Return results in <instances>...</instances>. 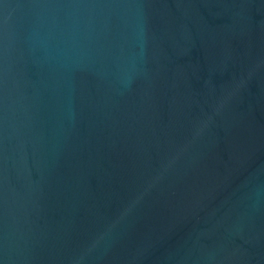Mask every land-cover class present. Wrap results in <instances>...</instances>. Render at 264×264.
<instances>
[{
  "label": "water",
  "instance_id": "water-1",
  "mask_svg": "<svg viewBox=\"0 0 264 264\" xmlns=\"http://www.w3.org/2000/svg\"><path fill=\"white\" fill-rule=\"evenodd\" d=\"M0 264H264V0H0Z\"/></svg>",
  "mask_w": 264,
  "mask_h": 264
}]
</instances>
